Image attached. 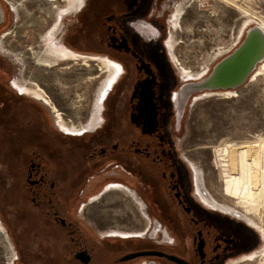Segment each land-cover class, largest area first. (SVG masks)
Here are the masks:
<instances>
[{
    "label": "flooded vegetation",
    "instance_id": "1",
    "mask_svg": "<svg viewBox=\"0 0 264 264\" xmlns=\"http://www.w3.org/2000/svg\"><path fill=\"white\" fill-rule=\"evenodd\" d=\"M49 1L63 31L54 44L71 55L56 57L51 65L44 61L53 57L47 50L53 40L47 34L56 26L40 36L43 47L41 42L25 44L29 54L19 48V39H13L18 44H10L6 53L0 52L9 67V72H0V223L14 253L8 262L179 264L169 257L176 255L189 264H221L254 248L260 238L248 226L256 227L240 219L231 222L209 207L176 151L170 127L174 122L181 125L191 98L178 119L173 92L181 84H175L162 48L163 24L152 13L157 0ZM1 4L5 19L0 28L14 11ZM76 13L80 15L75 26ZM169 20L172 27L173 18ZM76 42L99 47L105 56L80 57L98 61L109 80L100 102L97 99L98 121L91 123L95 110L90 116L86 111L75 120L86 121L81 126L66 121L54 95L65 92L60 86L72 87L74 77L41 74L31 64L66 68L64 61L75 63ZM169 51L175 60V49ZM48 108L61 113V122L82 127L70 145L65 146L63 135L53 128ZM20 128L33 130L27 136ZM113 189L142 206L144 220L130 226L113 224L120 226L116 228L92 226L84 214L101 210L105 193ZM112 208L107 207L106 214ZM0 264H5L2 258Z\"/></svg>",
    "mask_w": 264,
    "mask_h": 264
},
{
    "label": "rangeland",
    "instance_id": "2",
    "mask_svg": "<svg viewBox=\"0 0 264 264\" xmlns=\"http://www.w3.org/2000/svg\"><path fill=\"white\" fill-rule=\"evenodd\" d=\"M0 1L5 3L7 10L11 6L14 7L10 14V22L7 18L6 23L0 28L1 53H6L13 42L18 44L13 39H19L22 46L18 47L23 50V54H29L25 44L41 42L40 47H43L41 37L50 27H57L55 29L57 38L63 32L59 30L62 24L57 17V10L49 0ZM181 3L184 4V11L181 18L182 28L178 30L171 27L168 19H171L176 6ZM80 13L75 14V26ZM152 13L157 15L156 19L163 24L162 48L166 54L168 67L175 74V84L179 86L183 82L180 73L182 67L198 73L208 66V73L219 59L236 47L246 31L245 29L241 33L242 24L247 19L244 14L264 17V0H193V2L157 0ZM14 32L16 36L13 35ZM78 39L83 41L80 36ZM171 40L177 43L174 48L177 61L172 59L169 47L165 44ZM79 45L81 47L75 48L77 53L105 56L104 53L97 51L99 50L97 46L87 42ZM83 62H87V65ZM31 64L35 66L34 70L41 74L46 75L47 72L53 71L64 77L68 75L74 77L72 87H58L63 88L65 92L67 90V95L65 92H57L58 90L54 95L62 105L61 112L66 121L77 126L83 125L86 121L75 123V120H80L86 111L88 116L93 114L97 99L100 98V102L103 96L101 92L105 91L109 81L105 80L107 73L99 68L98 61L80 57L75 59V63H72V60L64 61L62 65L68 67L56 69L33 61ZM3 71L9 72V67L7 61L0 57V72ZM235 91L237 94L231 98L192 96L181 125L172 123L170 131L174 137L176 151L189 167L193 183L196 180L195 184L202 200L209 207L221 211L220 213L230 218L231 220H228L231 222L243 220L250 223L249 220H252L257 225L256 229L245 223L258 234L260 238L258 244L256 243L257 245L248 252L227 258L221 264H264V240L261 234L264 227V73L253 80L250 77ZM105 102L106 99L104 105ZM48 110L53 119V128L60 132L64 142L70 145L75 135L61 130L55 122L56 112L50 108ZM19 130L20 133L30 136L33 128ZM199 185L205 189L209 201L201 195ZM104 198L106 202L100 205L101 210L95 208L93 212L87 211L84 214L87 220L92 221V226L99 228L108 225L116 228L121 225H136L140 220H144L139 209L144 211L141 204L139 207L122 190H109ZM96 201L98 200L94 203ZM120 204L122 207L116 209ZM110 206L113 208L110 209V214H106L105 211ZM108 227L106 228L109 229ZM242 227L246 228L243 225ZM246 229L248 236L252 234V239L256 238L257 234L254 231ZM103 230L105 228L100 231ZM256 250H260L262 254L254 260L246 258ZM13 255L5 227L0 223V258L5 264H10L8 261Z\"/></svg>",
    "mask_w": 264,
    "mask_h": 264
},
{
    "label": "water",
    "instance_id": "3",
    "mask_svg": "<svg viewBox=\"0 0 264 264\" xmlns=\"http://www.w3.org/2000/svg\"><path fill=\"white\" fill-rule=\"evenodd\" d=\"M5 19V10L0 2V24ZM264 60V29L258 24L250 25L236 47L219 59L212 69L197 80L183 81L173 92L178 119H181L186 104L194 95L205 92L236 90L245 84L258 64ZM183 102L179 114V106ZM179 264H189L176 255L169 256Z\"/></svg>",
    "mask_w": 264,
    "mask_h": 264
},
{
    "label": "bare ground",
    "instance_id": "4",
    "mask_svg": "<svg viewBox=\"0 0 264 264\" xmlns=\"http://www.w3.org/2000/svg\"><path fill=\"white\" fill-rule=\"evenodd\" d=\"M51 1H56V0H51ZM183 11H184L183 6H178V8H176L174 14H172L171 19L173 18V20H172V27L173 28H177L178 30H179V28H182L181 27V18H182ZM244 15L247 16V19L242 24L241 33L245 29H247L251 24H258L264 29V17L263 16L256 15V14L249 15L248 13H245ZM47 39L49 41L53 40V45H50L47 48V50L52 54L53 57L51 58V60H44V61L48 62V65H51V64L55 63L56 59H57L56 57L64 58L65 56L71 55L70 53H66V52L62 51L60 49V47H58V46H56V44H54V41L56 42V40H55V29H52L51 31L48 32ZM56 43H58V42H56ZM176 44L177 43H176L175 40H171V41L168 42V45H169V48H170L171 52H173L174 48L176 47ZM80 56H81L80 53H77L75 51V59L80 58ZM174 57H175V61H177V57L175 56V54H174ZM81 58H83V57H81ZM83 64L87 65V62H83ZM101 65L102 66H106L108 69H111L110 64L107 63L106 61H102ZM207 70H208V66L203 71H200L198 73H194L193 71L182 67L180 73L183 76V78H185V79L197 80V79L202 78L204 75H206L207 74V72H206ZM262 73H264V60H262L258 64V66L255 69L254 73L251 75V80H253L255 77H258V75H260ZM112 75L110 74L109 76L111 77ZM187 81H189V80H187ZM236 94H237V92L235 90L231 89V90H223V91H216V92L201 93L200 95H196V98H203V97H207V96H220L222 98H231V97L235 96ZM182 106H183V102L179 106V114L182 111ZM56 113H57L58 117L60 118L58 125L60 126V128L64 132L71 133V134H75V133L77 134L82 129V127L80 129H78L74 124L68 125V124H66L63 121L61 122V117H62L61 113L60 112H56ZM99 114H100L99 110L96 111V109H95V113L93 114L92 121H91L92 124H94V122L98 121V115ZM198 180H197V182H198ZM199 191H200L201 195L203 196V198L206 199L207 201H209V197L206 196V192L202 191V188H201L200 185H199ZM227 212H229V211H227ZM249 221H250L249 224H252V225L254 224V226H257L256 223H254L252 220H249ZM262 230H263V237H264V227L262 228ZM261 254L262 253L260 251L252 252L249 255H247L246 258L249 259V260H254V259H256L257 256H259Z\"/></svg>",
    "mask_w": 264,
    "mask_h": 264
},
{
    "label": "trees",
    "instance_id": "5",
    "mask_svg": "<svg viewBox=\"0 0 264 264\" xmlns=\"http://www.w3.org/2000/svg\"><path fill=\"white\" fill-rule=\"evenodd\" d=\"M242 39H243V37H242ZM76 47H81L79 44H77V43H75V48ZM65 143V142H64ZM65 146H66V143H65Z\"/></svg>",
    "mask_w": 264,
    "mask_h": 264
}]
</instances>
